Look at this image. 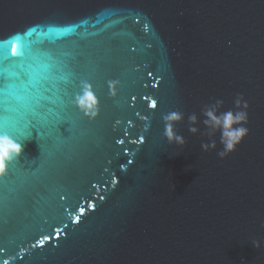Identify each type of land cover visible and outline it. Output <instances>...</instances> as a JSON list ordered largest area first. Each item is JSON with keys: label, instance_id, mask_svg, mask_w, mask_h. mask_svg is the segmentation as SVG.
<instances>
[{"label": "water", "instance_id": "water-1", "mask_svg": "<svg viewBox=\"0 0 264 264\" xmlns=\"http://www.w3.org/2000/svg\"><path fill=\"white\" fill-rule=\"evenodd\" d=\"M0 41L52 66L27 94L45 134L14 139L0 184L9 264H264V0H0ZM70 74L93 86L94 117L72 103L78 87L63 93ZM237 95L248 133L220 158L201 112L235 111ZM171 111L184 144L163 136Z\"/></svg>", "mask_w": 264, "mask_h": 264}, {"label": "snow or ice", "instance_id": "snow-or-ice-1", "mask_svg": "<svg viewBox=\"0 0 264 264\" xmlns=\"http://www.w3.org/2000/svg\"><path fill=\"white\" fill-rule=\"evenodd\" d=\"M37 27H31L24 33H17L12 39L22 42L24 36L30 31H35ZM49 30H56L49 28ZM10 40V39H9ZM8 41V40H7ZM7 41H0V45ZM14 42L10 47V56L5 57L0 53V133L7 134L13 139L20 140L30 138L33 130L40 133V136H44V131L41 128L42 121L37 116L38 112H43L44 109H37L34 105V101L29 102L27 94L32 93L34 90L46 80L50 79L51 64L46 63L41 57L34 55L30 45L26 48L22 47L21 43ZM151 75V73H149ZM61 82L68 83L69 87L63 90L66 95L69 93L72 87H78L79 91L74 93V98L83 92L82 85L87 81H79L77 83L75 74H70L69 80L62 78ZM110 88V83L108 84ZM92 91L93 86L91 85ZM97 98V96L95 95ZM136 99L135 96L132 97ZM148 99V97H145ZM148 107L152 109L157 108V101L152 99ZM139 116V113L136 114ZM36 117V118H34ZM55 127H59L65 121H62L61 117H55ZM147 119V117H145ZM131 123V121H129ZM144 136H140V142H143ZM118 143L123 144V140H119ZM131 161H129L130 163ZM16 163H10L7 166V171L4 175L0 176V184L7 183L14 173V166ZM12 166V167H10ZM94 207V206H93ZM83 210L81 209V213ZM81 219L80 215L75 216L73 223H78ZM48 239V237H45ZM44 241H39V244L43 246ZM35 247V245H33ZM6 249L0 245V254H3ZM23 257H21L22 259ZM0 264H9L8 259L0 256Z\"/></svg>", "mask_w": 264, "mask_h": 264}, {"label": "clouds", "instance_id": "clouds-1", "mask_svg": "<svg viewBox=\"0 0 264 264\" xmlns=\"http://www.w3.org/2000/svg\"><path fill=\"white\" fill-rule=\"evenodd\" d=\"M83 92L77 95L72 103L74 106L80 109L84 115L94 117L96 115V108L98 106V100L96 99L91 85L84 83L82 85ZM115 84L110 83V89L114 90ZM114 94V91H113ZM223 105V101L220 99L215 100L213 103L207 104L202 109L201 115H203V123L208 129L209 136L215 134L216 131L221 133V145L222 150L217 152L220 158H224L232 151L235 150L237 145L247 135L248 129L245 126L247 124V102L243 100V97L237 95L234 100L235 111L229 110L226 112H219V108ZM184 114L179 111H171L162 116L164 123L163 136L166 138L169 144L177 143L184 144L185 140L182 135L177 134L175 131V125L184 120ZM189 131L192 134H196L199 129L195 126L198 121V116L193 113L188 117ZM215 141L211 143H202L201 148L204 151L210 148H215ZM22 152V145L17 143L11 136L0 133V176L4 175L7 171V166L12 163ZM195 168V166H192ZM175 191V185L173 186ZM253 247L259 248V241H252Z\"/></svg>", "mask_w": 264, "mask_h": 264}]
</instances>
